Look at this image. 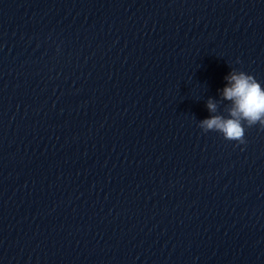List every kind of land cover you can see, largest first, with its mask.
Wrapping results in <instances>:
<instances>
[{
  "label": "water",
  "instance_id": "obj_1",
  "mask_svg": "<svg viewBox=\"0 0 264 264\" xmlns=\"http://www.w3.org/2000/svg\"><path fill=\"white\" fill-rule=\"evenodd\" d=\"M85 0H0V110Z\"/></svg>",
  "mask_w": 264,
  "mask_h": 264
},
{
  "label": "clouds",
  "instance_id": "obj_2",
  "mask_svg": "<svg viewBox=\"0 0 264 264\" xmlns=\"http://www.w3.org/2000/svg\"><path fill=\"white\" fill-rule=\"evenodd\" d=\"M225 80L220 100L208 99L206 107L211 115L198 126L204 133L217 132L225 140L243 145L246 127L259 125L264 129V87L253 75L236 69H231ZM221 101L230 102L224 109L227 116L218 114Z\"/></svg>",
  "mask_w": 264,
  "mask_h": 264
}]
</instances>
